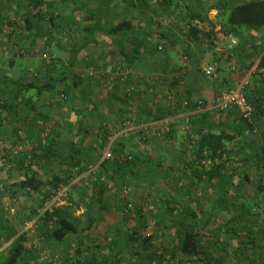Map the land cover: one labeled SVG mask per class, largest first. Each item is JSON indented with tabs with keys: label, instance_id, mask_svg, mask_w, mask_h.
<instances>
[{
	"label": "trees",
	"instance_id": "obj_1",
	"mask_svg": "<svg viewBox=\"0 0 264 264\" xmlns=\"http://www.w3.org/2000/svg\"><path fill=\"white\" fill-rule=\"evenodd\" d=\"M72 1L74 5L72 14L77 13V16L83 21H88L91 24L86 25L85 23L82 25V33L77 36L80 41L79 47L63 48L68 51L67 63L62 64L58 70L45 72L41 78L35 81H28L23 77L14 80L12 82L15 85L14 89L8 90L12 92V96L8 100L4 99L1 96L2 92H0V128L4 124V117L9 114L12 125L11 136L16 141L28 139V130L31 135L36 134L34 126L38 122L41 124L42 131L50 128V131L47 132L46 141L42 144L38 139L37 147L29 156L30 164L36 162L38 168L31 170L30 173L23 174L17 182L9 184V187L16 185L21 190H25L26 193H39L43 197L35 208L28 210L30 213L28 217L32 216V218L37 215V209H42V205L51 199L57 188L67 186L74 178L81 175L86 167L80 168L83 164L82 161H84V150H95L97 157H94V159L98 161V157L105 151L110 140L111 132L107 130L105 124L101 121L102 106L98 104L93 93L82 86L83 83L87 82L86 79L71 68V65L77 61L79 53L88 47L91 42L97 41L95 35L98 32H106L120 41L129 38L133 31L140 35L142 33L147 34L148 41L152 42L153 47L151 50L153 51H158L161 48H174L176 45L174 35L158 26L150 32H145L137 23L126 17L110 26H103L102 23L105 18L104 9L111 4L122 3L128 8L137 7L140 10H145L153 2L160 3L167 8L170 0H85L87 4L90 3L88 8H84L82 5L81 7L80 0ZM234 1L217 0L213 4V8L218 10V16L215 20L224 29L223 31L232 32L238 38L239 44L237 45L239 46L235 47L239 50L237 55L239 63L237 72L239 76L245 75L257 60L255 70L261 71L259 73L255 71L253 76L252 72L250 73L249 79L252 76L254 81L252 85L243 84L242 92L253 105L252 119L262 118L264 116V0ZM11 7L16 9L17 18H10L7 14L8 8ZM83 9L85 11H82ZM58 19L50 4L45 3L43 0H0V22L4 24V28H2L0 23V32L6 31L2 33L8 41L18 42L20 36L16 34L15 26H22V36L24 37L26 35L40 37L41 33H44L43 38L51 37L49 25L47 24L46 28L43 24L49 21L55 26ZM194 19L208 22L210 30L216 24V21L209 19L206 11L197 10L189 13L188 34L196 40H200V37H208L209 34H203L192 25ZM60 27L58 29H62ZM261 31L260 37L256 38V34ZM130 44L128 51L123 47L120 48L121 58L112 60L116 64L114 71H118L121 63L124 64L122 67H131L133 62L138 60L142 54L143 40H131ZM218 58H221V56H218ZM105 65V69H107L111 63L106 62ZM50 67L54 69L56 64L52 63ZM179 68H181L178 71L180 74H177L176 77H169L165 86L173 99L172 104L162 103L157 98H153L155 102L150 101L149 106L148 101L138 105L135 104L136 99L144 93L130 88L124 90L121 95L114 94V90L118 86L113 88L112 97L110 96V99L102 104L105 109H110V105L108 104L107 107L106 104L111 100H117L116 102L120 103V108L116 109V115L119 117L121 114L124 115L119 119V128L129 127V125L134 126L136 130L130 132V135L138 136L139 139H146V141L150 139L158 140L164 136L173 137L177 131V123L186 122L188 124L187 143L185 145L181 143L182 147L178 148L182 170L176 175L177 178L188 181V184L185 185L186 189L182 184H179L177 189L185 190L188 196L195 195L197 198L188 197L180 201L177 195L173 194L165 199L157 197V201L164 207L163 211L166 214L162 223L166 221L167 227L169 226L171 230L175 231V242L166 249L168 254H163L153 249L152 234L145 235L131 231L129 234H125L124 241L127 244H130V242L132 244L137 243L145 249L146 254H141L144 252L138 254V250H135L137 257L128 264H173L175 259L178 260L176 263L178 264L185 257L195 258L200 264H222L223 253L221 250L210 248L211 241L216 244L220 240L221 234L230 233L235 236L237 217L241 213L254 210L249 206H245L243 202L232 200L234 194L238 191L233 190L236 189L233 178L239 177L242 181L254 186L255 194L252 199L254 200L251 204L252 207L259 209L264 202V135L262 139L256 136L251 119L242 118L235 106H230L225 110H219L213 106L218 114L216 118L212 117V110L207 109L206 100L196 97L192 89L179 86L180 79L183 78L181 72L183 67L180 66ZM119 77L121 76L115 75L114 79L116 80ZM206 77L205 79L208 80L213 89L214 98L221 92L232 90L236 86L231 75L222 72V69L218 67L215 77ZM0 82H4V85L8 87L4 74H0ZM123 82L128 83V80L125 79ZM32 89L36 90L33 95L36 98L43 93L50 96L58 94L61 97H59V101L67 102L68 98L75 96L74 106H71V102L68 101L71 107L67 106V109L77 112L78 120L73 125L74 129L67 141H63L60 137L61 132L57 125L69 129L70 122L64 123L61 119L57 122V125L50 123L52 116L41 112L42 109L36 105L33 96H24V92ZM155 95L157 97V94ZM57 103L59 104V102H56V105ZM42 105H45L44 109L53 111L55 103L46 101ZM179 112L191 114L170 121L168 129L161 124L155 125L156 127L152 130L149 127L148 129L140 128L145 124L158 123L167 117H175ZM92 118L96 120L98 118L102 124L97 125L91 132L87 124L88 121H92ZM125 119L128 120V126H125ZM138 126L140 127L138 128ZM56 128L59 132L56 131ZM124 141L123 136H120L110 144V160L102 159L98 163L97 170L87 177L88 185L85 188L79 187L77 181L72 182L66 188L65 191L69 201L67 204L56 205L54 203L49 208H43L44 210L36 224L37 232L41 238L63 242L72 234L80 244L77 246V250L83 255H85V251L93 250L96 247V241L88 236L89 229L95 222L103 219L104 212L108 211L112 205L110 202L112 194H110L108 184L103 178L105 180L115 178L121 183L128 178V174L134 173L133 169L136 165L134 159L125 157L120 160L118 158L121 156L120 150ZM175 182H171L174 187H176ZM74 188L77 193L73 191ZM204 188L216 189L215 192L213 191L211 201L207 207H204L205 204L201 202L203 200L201 192ZM228 189H231L230 196L232 197H229ZM72 205H75L76 209L82 207V217L85 224H82L80 218L73 215ZM120 208L122 213L128 211L129 201H123ZM93 210L96 211L95 214H93ZM218 211L230 214L229 220L217 226L225 229L224 233L221 234L213 233V229H211L212 218L219 215ZM140 216L141 221L145 222V213L142 212ZM163 225L166 227L165 223ZM22 228V219L19 220L16 226L0 220V247L9 242L0 251V264H27L23 257L28 251L25 244L28 234ZM252 237H255L254 234H252ZM253 238L250 239L249 243L254 247ZM84 240L89 244L82 249L81 245ZM115 242L119 243L118 240H115ZM126 243L121 246L122 249H118L123 250ZM100 246L102 249L108 250L112 248V243L105 245V248L102 245ZM29 250L31 251V249ZM112 252L108 251L107 255L99 252L97 258L96 254L92 253L90 261H86L83 256L82 261L85 264H118L115 261L117 254H112Z\"/></svg>",
	"mask_w": 264,
	"mask_h": 264
},
{
	"label": "rangeland",
	"instance_id": "obj_2",
	"mask_svg": "<svg viewBox=\"0 0 264 264\" xmlns=\"http://www.w3.org/2000/svg\"><path fill=\"white\" fill-rule=\"evenodd\" d=\"M43 1L50 4L52 11L57 14V18H59L55 26L49 21L43 24L44 27H46L47 24L49 25L51 37L43 38L42 36H44V33H41L42 35H40V37L32 35H26L24 37L22 36V26H15L14 29L16 34L20 36L18 42L15 43L13 40L8 41L5 35H3L2 32H6L5 30L0 32V74H4L8 82V87L4 85V82H0V92H2L1 96L4 99L8 100L9 97L12 96V92L8 90L14 89L15 85L12 84L14 80L23 77L25 80L35 81L41 78L45 72H53L61 68L62 64H66L68 51L65 49L71 46L75 48L79 47L80 41L77 36L82 33V25L85 23L86 25L91 24L88 21H83L77 16V13L74 15L72 14L74 8L72 0ZM216 1L217 0H170L167 8L160 3L153 2L152 5L145 10H140L137 7L128 8L122 3H115L105 7V18L102 22L103 26H110L114 22L126 17L132 22L137 23L145 32H150L158 26L172 33L175 37L174 40H176V45L174 48H161L158 49V51H153L151 50L153 47L152 42L150 43V41H148L147 34L142 33V35H140L133 31L129 38H126L125 41H120L118 38H114L106 32H98L95 35L97 41L91 42L88 47L84 48L79 53L77 61L71 65V68L86 79L87 82L83 83L82 86L88 88L94 94L98 104L102 106V112L100 113L101 121L105 124L107 130L111 132L110 140L105 151L98 157V161L94 159V157H97L95 150H84V161H82L83 164L81 165L82 167H80L83 168L86 166L84 171L81 175L74 178L67 186L57 188L51 199L42 205V209H37V215L33 218L32 216L28 217L30 214L28 210L35 208L43 197L39 193H26L25 190H21L16 185L9 187V184L17 182L19 177L23 174L30 173L31 170L38 168L36 162L30 164L29 156L37 147L38 139L42 144L46 141L48 137L47 132L48 130L50 131V128L42 131L40 128L41 124L38 122L34 126L36 134L31 135L28 130V139L16 141V139L11 137L10 131L12 125L10 123L9 114L4 117V124L0 128V220L15 225V223H19V218H22V230L26 231L28 234V238L25 241L28 251L23 257L27 264H85V262L82 261V256L85 257L86 261H90L92 253L96 254L97 258L101 250H104L106 253L105 255H107L108 251H113L112 254H117L115 261H117L118 264H128L137 257L134 252L135 250H138V254L141 252H144L141 254H146L145 249L141 248L137 243L132 244L130 242V244H127L124 241L126 237L125 234H127V231L130 233V230H134L138 234H152L153 249L157 252L168 254L166 249L175 242V231L173 229L171 230L169 226L167 227L166 221L162 223V220H165L163 217L166 214L163 211L164 207L159 204L156 198L165 199L171 194L177 195L180 201L188 197L197 198L195 195L188 196L185 190L177 189L179 184L184 185V189L187 188L185 185L188 184V181L176 177L177 173L182 170L181 161H179L178 156V148L182 147L181 143L183 145L187 143L188 137L186 133L188 132V124H186V122L181 124L177 123V131L173 137L164 136L158 140L150 139L149 137L150 140L146 141V139H139L138 136L130 135V132L136 129L134 126L128 124L127 119H125V126L129 125V127L119 128V119L124 117V115L121 114L119 117L117 115L114 116L112 113L114 108H120V103L118 104L116 102L117 100H111L112 102L109 103V105H111L110 109H108L109 112L105 111L102 104L109 100L110 96L112 97V90H114L113 88L115 86H118V88L114 90V94L118 95H121L124 90L126 91L130 88L144 93L141 97L136 99L135 104L138 105L148 101L147 103L149 106L150 101L155 102L153 98H157V100L162 103L172 104L173 99L171 98V94L165 87L167 79H169V77H176L177 74H180L178 71L181 69L179 67L182 66L181 72L183 78L180 79L179 86L186 89H195L200 85L207 86L209 85L208 80L205 79L206 76L201 72L200 68L202 65L212 61H217L218 68L222 69V72L224 71L231 75L235 85L241 82L244 85L247 83L252 85L254 81V79H252L253 74L255 71L259 73L261 70H255L257 63V61H255L245 75L239 76L237 72V65H239L237 57L239 50L237 47L239 45L229 52L226 48V42L218 36L219 29H224H222L215 20L218 16V10L213 8V4L216 3ZM80 2V6L82 5L84 8L90 7V3L87 4L85 0H80ZM8 9L9 11L6 12L10 18L18 17V13H15V8L11 7ZM197 10L206 11L208 18L212 21H216V24L210 30L211 36L209 35L206 38L200 37V40L192 38L187 32L190 25L189 13ZM82 11H85V9ZM1 25L2 28H4V24L1 23ZM58 27L62 29H58ZM261 33L262 31L258 32L255 37L259 38ZM137 39L143 40L144 44L139 59L134 61L131 67H122L124 64L121 63L118 71H114V66L116 64L112 60L121 58L119 52L120 48L123 47L128 51L131 46V40ZM218 56H221V58H218ZM183 57H185V65H182L183 60H181V58ZM106 62L111 63L107 69H105ZM52 63L56 64V68L52 69L50 67ZM232 66L234 67L232 68ZM251 72L252 76L249 79ZM115 75L121 77L115 80ZM125 79L128 80V83L123 82ZM35 91V89H32L24 92V96H33ZM155 94H157V97ZM59 97L58 94L50 96L47 93H43L37 98L33 96V99L36 105L42 109V113L52 116L50 123L57 125V122L61 119L64 123L70 122L71 125L69 129L57 125V128H60V137L63 141H67L71 131L74 129L73 125L78 120V113L72 112L71 109H67V106H70L68 101H59L61 98ZM214 99V93L212 92L208 100H206L207 107L213 105ZM46 101L55 103L54 110L52 109L53 111L44 109L45 105L42 104H45ZM56 102L62 104L59 105L57 103L56 105ZM170 110L172 109L170 108ZM20 112L22 113V110ZM20 112L19 114H21ZM211 113L212 117L216 118L218 113H216L214 107H212ZM190 114L179 112L175 117H167L158 123H149L143 126L141 125L142 127L138 126V128L148 129L149 127L152 130L156 127L155 125L161 124L168 129V123L170 121L186 117ZM89 118L88 120H90ZM262 118H264V116ZM262 118L256 117L252 119V116L250 118L251 122H253L255 135L261 137V139L264 135V120H262ZM101 121H99L98 118L97 120L92 118V121H88L87 124L89 130L92 132L97 125L102 124ZM57 128L56 131L59 132ZM120 136H123L125 141L123 142V146L121 145V156L118 158L120 160H123L125 157L132 158L135 160L136 165L133 169L134 173L128 174V178L121 182L122 184L115 180V178H109V180L103 178L108 184L107 186L110 190V194H112L110 200L112 205L108 211L104 212L103 219L95 222L89 229V237L96 241V247L93 250L85 251V256L77 250V246L80 244L77 242V238L72 234L63 242L41 238L37 232L36 224L38 223L39 216L44 210L43 208H49L54 203L56 205L61 203L67 204L69 201L65 190L72 182L77 181L79 187L85 188V186L88 185L87 177H89L93 171L97 170L98 163L102 159L110 160L111 154L109 146ZM59 141H61V139H59ZM114 175L116 176L117 174ZM233 180V184L236 186V189L233 190L238 191L234 194L232 200L235 202H243L245 206H249L254 210H252V212L241 213V215L237 217L235 236L230 235L226 237V244L228 245L227 250L229 246L232 247L234 244L238 245L239 248L241 244L245 246L247 239L251 236L250 234H254V238L251 236L255 240L254 252L248 254L247 259L235 261L234 264H264V202L259 209L252 207L251 204L254 202L252 199L255 194L254 186L245 183L239 177H234ZM171 182H175L176 187L171 185ZM79 187L77 188L79 189ZM215 190V188H204L202 190L201 197L203 200L201 202L205 204L204 207L209 205L213 191L215 192ZM73 191H76V189L74 188ZM228 194L229 197H232L230 196L231 189H228ZM27 200H29V204L26 203ZM126 200L129 201V209L122 213L120 207L123 201ZM72 206L73 215L80 218V222L85 224L84 218L82 217V207L76 209L74 207L75 205ZM95 212L96 211L93 210V214H95ZM142 212L145 213V222H142L140 219ZM19 213L22 217L18 218ZM218 214V216L212 218L211 229H216L221 223L229 220V213L218 211ZM164 223L166 227H164ZM81 233L83 232L81 231ZM115 240H118L119 243H116ZM259 242H261V248L258 247ZM8 243L9 242L1 246L0 251L3 250ZM108 243H112L111 249L106 250L101 248L100 245L105 248V245ZM124 243H126L125 250H121V246H123ZM88 244L89 243L85 240L82 241V249ZM29 249H31V251ZM241 250L243 249L241 248ZM228 255L229 253L226 251L223 255L222 264H233L232 260L226 259ZM244 255H246V253ZM253 259L260 260L256 261ZM177 261L176 259L173 260V264H176ZM178 264L200 263L195 258L185 257L181 259Z\"/></svg>",
	"mask_w": 264,
	"mask_h": 264
},
{
	"label": "built area",
	"instance_id": "obj_3",
	"mask_svg": "<svg viewBox=\"0 0 264 264\" xmlns=\"http://www.w3.org/2000/svg\"><path fill=\"white\" fill-rule=\"evenodd\" d=\"M192 25L198 28L203 34H210V26L208 22L194 19L192 21ZM218 36L226 42L227 51L231 52V50L237 46L238 39L232 32L223 31L219 29ZM206 38V37H203ZM183 60L182 65H185V57L181 58ZM217 63L216 61L204 64L201 66V70L204 75L209 77H215L216 70H217ZM243 83L236 85L234 89L221 92L216 98L214 102V107L219 110H225L230 106H235L237 109L238 114L245 119H250L253 113V106L252 104L246 99L242 92ZM107 153V152H106ZM108 155V153H107Z\"/></svg>",
	"mask_w": 264,
	"mask_h": 264
},
{
	"label": "crops",
	"instance_id": "obj_4",
	"mask_svg": "<svg viewBox=\"0 0 264 264\" xmlns=\"http://www.w3.org/2000/svg\"><path fill=\"white\" fill-rule=\"evenodd\" d=\"M257 61V60H256ZM210 88H211V86L210 85H207V86H204V85H200L199 87H197V88H193L192 90H193V93H194V95L196 96V97H200V98H203L204 100H208V98L210 97V94L213 92V89L211 88V90H210ZM214 93V92H213ZM94 95V94H93ZM215 97V96H214ZM107 98V97H106ZM68 101H71V103H70V105L71 106H74V104H75V96L73 95L72 97H70V98H68ZM110 102H112V101H110ZM110 102H108L107 104H106V106L108 107V104L110 103ZM70 106V107H71ZM111 106V105H110ZM214 106V102H213V105H209L208 107H207V109L209 110V111H211L212 110V107ZM108 109L109 108H106L105 109V111H107V112H109L108 111ZM116 109L117 108H114L113 110H112V113L114 114V116L116 115V113H117V111H116ZM73 112V111H72ZM107 115H108V113H107ZM262 120H264V118H262ZM10 123H11V120H10ZM10 132H12V128H11V131ZM12 134V133H11ZM12 137V136H11ZM239 181H241V180H239ZM246 183V182H245ZM248 184V183H247ZM29 200H31V199H29ZM29 200H27L26 201V203H28L29 202ZM29 204V203H28ZM19 215H20V213H19ZM18 215V218L19 217H22L21 215H22V212H21V215L19 216ZM22 218H19V220H21ZM16 224H18V223H15V226H16ZM131 231H134V230H130V232ZM224 231H225V229L224 228H217V229H213V233L214 232H216V234H221V233H224ZM261 232V231H260ZM127 234H129V231H127ZM231 234L230 233H226L225 235H223V234H221V236H220V240L219 241H217V243L216 244H213V242L211 241V246H210V248H212V249H218V250H221L222 251V253H223V255H224V253L226 252V251H228V253H229V255L228 256H226V259H230V260H232V263L234 264L235 263V261H240L241 259H247L248 257V254H251V253H253L254 252V247L252 246V244H250L249 242H250V239L252 238L251 236H252V234H250L251 236L249 237V239H247V241L248 242H246V245L245 246H243L242 244H241V247L239 248L238 247V245H236V244H234V246H229V248H228V250H227V244H226V242H227V238L226 237H229ZM89 236V235H88ZM254 240V239H253ZM254 242H255V240H254ZM215 247V248H214ZM258 247L259 248H261V242H259V244H258ZM241 248L243 249V250H241ZM232 251H233V254H232ZM101 253H105L104 252V250L102 251L101 250ZM246 253V255H244ZM253 260H260V259H253Z\"/></svg>",
	"mask_w": 264,
	"mask_h": 264
}]
</instances>
